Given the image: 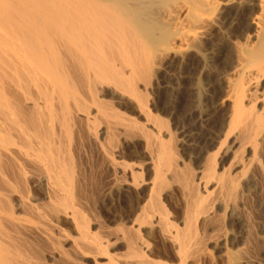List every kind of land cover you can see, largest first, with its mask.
<instances>
[{
  "label": "bare ground",
  "instance_id": "1",
  "mask_svg": "<svg viewBox=\"0 0 264 264\" xmlns=\"http://www.w3.org/2000/svg\"><path fill=\"white\" fill-rule=\"evenodd\" d=\"M253 195L264 0H0V264H263Z\"/></svg>",
  "mask_w": 264,
  "mask_h": 264
},
{
  "label": "rangeland",
  "instance_id": "2",
  "mask_svg": "<svg viewBox=\"0 0 264 264\" xmlns=\"http://www.w3.org/2000/svg\"><path fill=\"white\" fill-rule=\"evenodd\" d=\"M150 94H151V92H150ZM150 94H149V97H153L152 95L150 96ZM150 98V109H151V111L155 114V115H158V116H160V117H163V118H166L165 116H161V115H163L161 112H159L160 110H159V107L157 106V105H155V103L153 102V100ZM157 106V107H156ZM156 107V108H155ZM134 115V114H133ZM133 115H132V117H133ZM134 117H136V115H134ZM137 120H140L139 118H137ZM141 121V120H140ZM133 145L135 146V143H133ZM132 145V146H133ZM140 145V144H139ZM138 142L136 143V148H134V150L135 149H137V151H138ZM136 151V150H135ZM136 154V153H135ZM137 159L138 160H141L142 159V156H140V154L137 152V154L135 155V157H134V161L136 160L137 161ZM192 164V165H191ZM192 166H193V169L195 168V164H194V162L193 161H191V163H190V167L192 168ZM258 199V197L256 198V196H252L251 197V203H252V205L254 204L255 205V207H254V205H253V207H254V213L257 211V209H258V213L256 214L255 213V216H256V219L257 218H259V220L257 219H255V221H256V223L258 224V225H256V223H255V225L257 226H255V233H257L258 234V237H264V209H261V207H258L259 206V199ZM255 200H257V201H255ZM255 201V202H254ZM254 202V203H253ZM257 208V209H256ZM259 209H260V212H259ZM262 211V212H261ZM259 214V215H258ZM261 215V216H260ZM258 216V217H257ZM261 217V218H260ZM261 222V223H260ZM260 223V224H259ZM226 231L228 232V234H235L236 233V229H234L231 225H230V222L228 221V223H227V226H226ZM257 254H258V257H259V259L263 262V264H264V246L262 247V246H260V248H259V250L256 252Z\"/></svg>",
  "mask_w": 264,
  "mask_h": 264
}]
</instances>
